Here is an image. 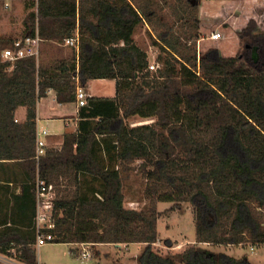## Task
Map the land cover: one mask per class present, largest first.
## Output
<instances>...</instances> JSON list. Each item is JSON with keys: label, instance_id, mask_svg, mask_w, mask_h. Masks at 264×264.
<instances>
[{"label": "trees", "instance_id": "16d2710c", "mask_svg": "<svg viewBox=\"0 0 264 264\" xmlns=\"http://www.w3.org/2000/svg\"><path fill=\"white\" fill-rule=\"evenodd\" d=\"M25 36L66 43L80 35L72 56L1 58L16 40L0 38V255L38 264L37 181L75 189L51 206L52 243L144 244L139 264H255L191 246L177 254L153 250L159 242V203L195 208L197 242L264 245V30L251 19L240 32L244 48L224 58L212 49L180 55L161 37L156 75L133 35L148 16L129 0H31ZM199 41V39H197ZM159 46V45H158ZM115 80L114 98L88 97L78 129L60 148L36 161L38 105L54 90L60 104L75 103L78 84ZM79 80V82H77ZM27 109L17 121L16 111ZM139 116L154 124L131 127ZM140 162L138 168L133 164ZM136 169L150 203L125 207L124 181ZM22 187L18 193V187ZM171 244V241H167ZM15 252V254L13 253Z\"/></svg>", "mask_w": 264, "mask_h": 264}, {"label": "rangeland", "instance_id": "374dc122", "mask_svg": "<svg viewBox=\"0 0 264 264\" xmlns=\"http://www.w3.org/2000/svg\"><path fill=\"white\" fill-rule=\"evenodd\" d=\"M140 3L143 12L151 18L152 33L151 41L155 47L154 58L166 56L162 52L158 39L167 34L166 42L180 55L197 53L198 75L203 71L200 67V58L212 49H217L224 58H236L244 48L240 38V32L247 26L251 19H255L260 28L264 30V7L258 6L249 9L244 0H135ZM31 0H12L11 6L6 7L5 2L0 0V38L6 40H19L24 38L26 31V20L32 9L28 8ZM198 2L197 5L193 3ZM143 27L137 28L136 33H142ZM220 32L222 38L217 41L210 39L213 33ZM155 36V37H154ZM199 39V41L197 40ZM164 42V41H162ZM159 45V46H157ZM140 46L146 51V39H140ZM77 51V50H76ZM74 49L66 43L41 41L40 56L38 61L49 62L56 59L72 56ZM1 58H4L1 53ZM149 60H151L149 58ZM152 60V61H153ZM150 62V61H149ZM160 67V64H159ZM153 72L152 75H156ZM110 83L99 81L93 84V93L96 95L111 94ZM116 94V93H115ZM114 95V94H113ZM76 106L73 103L53 105L51 98L43 100L41 117L74 114ZM27 113V112H26ZM16 119L24 121V110L16 112ZM25 116V115H24ZM66 131L75 132V122ZM131 127L150 125L155 119H144L139 116L127 120ZM41 128L46 123L40 122ZM52 135H62L64 129L50 130ZM62 137H54L50 141L49 148H60ZM140 162L133 164L138 168ZM126 202L128 209L142 210L149 203L146 197L147 181L136 169L128 172L124 181ZM75 197V189L72 186L63 185L54 188L49 200H72ZM43 212L49 214L43 207ZM158 211L161 217L158 221L159 242L154 244L153 250L166 255L177 254L191 246H200L205 250L223 253L237 259L248 257L255 264H264V245H254L251 242L232 244H200L197 242V229L195 223V208L190 203H159ZM262 222H264V211H259ZM167 241H171L168 244ZM144 244H102L98 246L85 247L81 244H63L49 242L43 246H37L38 264H139L138 256L145 249ZM89 251V259L82 258V252ZM15 254V252H13ZM6 259L0 264L20 263L14 255H0Z\"/></svg>", "mask_w": 264, "mask_h": 264}, {"label": "built area", "instance_id": "2783aa9c", "mask_svg": "<svg viewBox=\"0 0 264 264\" xmlns=\"http://www.w3.org/2000/svg\"><path fill=\"white\" fill-rule=\"evenodd\" d=\"M5 2L6 7L11 6L12 0H3ZM36 2L38 0H35ZM79 1V0H78ZM222 38V34L220 32H215L210 37L211 40L217 41ZM42 39L40 37L39 32L37 31L35 36H26L22 39L16 40L14 42V45L12 47H9L2 51V56L4 58L5 62H9L11 66L8 68V71H12L14 68V65L17 61L28 58V57H35L39 59L40 56V43ZM66 45L70 46L77 51L80 49V35L79 33L75 38L67 39ZM145 52V51H144ZM146 53V52H145ZM147 54V53H146ZM148 69L150 72H157L159 69V63L157 60L149 62ZM79 82V80L77 81ZM88 94L85 92V90L78 84L77 87V103L78 107H85L88 102ZM52 133L50 130L42 129L38 130L37 132V141H36V161L39 162L42 156H44L47 152V149L49 148V142L48 138L52 137ZM53 186H47L46 183L40 179L37 181V195H38V216H37V229H38V239H37V246H43L49 242H52L54 240V237L50 233H45L43 230L45 229H53L54 224L51 221V206L56 200H49V196H51V193L53 191ZM58 200V199H57ZM49 209H46V211L51 214L49 217L42 209L43 207H48ZM85 246L86 248L91 246L89 244H81ZM82 258L83 259H89L91 257V254L89 251H83L82 252ZM0 259L5 262L6 259L2 256H0ZM12 264H23V263H15Z\"/></svg>", "mask_w": 264, "mask_h": 264}, {"label": "crops", "instance_id": "0c3cea01", "mask_svg": "<svg viewBox=\"0 0 264 264\" xmlns=\"http://www.w3.org/2000/svg\"><path fill=\"white\" fill-rule=\"evenodd\" d=\"M129 1L133 4V6L139 12L140 11L143 12V10L141 9L140 3L136 2L135 0H129ZM238 1H241V0H238ZM243 3L249 9H252V8H255V7H258V6L264 7V0H244ZM140 26H144L143 27V29H144L143 32L138 34L135 31V33L133 35V39H134V42H135L136 46L139 47L140 49H142L143 51H145L147 53L148 61L151 62L153 59H155L154 58V55H155L154 49H155V47L153 46L152 41H151V33H152L151 28L153 26L152 23H151V18L150 17L145 18L143 20V22L138 26V28ZM142 38H145L146 39V47L149 49L148 51H146L144 48H142L140 46V39H142ZM157 41H158V43L160 45H163L164 46V44L159 39ZM68 47H70V46H68ZM70 48H72V47H70ZM77 52H79V51H77ZM149 58L151 60H149ZM99 81H101L103 83L105 81H108L110 83V85H111V86H109V85L108 86H109V88H110V90H111L112 93L109 94V95L108 94H104L103 92H102L103 95H96V94H94L93 93V84L94 83H98ZM84 90L88 94V96H94V97H99V98H114L116 96L115 93H117V86H116V81L115 80H105V79H103V80H91L88 83L87 88H85ZM49 98H51V101H52L53 105L57 104L58 106H61V104L57 101V94H56V92L54 90L48 91L47 97L41 99L40 102H39V105H38V119H37L38 130H42L41 125H40V122H42V121L44 123H46V126H47V128L46 127H43V129L54 130V128L55 129H61V128H63L64 129V133L62 135H53L52 137H49L48 138V141H50L54 137H62V139H63L62 141H64V136L68 133L66 131L69 129V127L71 126V124H73L72 121L75 122V127H76L75 132L78 129V114H79V109L80 108L78 107L77 98H76V102L73 103L76 106V110H75L74 114L67 115V116L53 115V116H47V117H44L43 118L40 115L42 113L43 100H47ZM22 110H24V115L25 116L23 115V117H24V120H25L26 119V116H27V113H26L27 112V109L26 108H20L16 112H21ZM17 121H19V120L17 119ZM38 130H37V132H38ZM75 132H73V133H75ZM49 147H50V142H49ZM21 190H22V187L19 186L18 187V193H20ZM96 246H98V245H96Z\"/></svg>", "mask_w": 264, "mask_h": 264}, {"label": "water", "instance_id": "95a60500", "mask_svg": "<svg viewBox=\"0 0 264 264\" xmlns=\"http://www.w3.org/2000/svg\"><path fill=\"white\" fill-rule=\"evenodd\" d=\"M194 5H197L198 4V2H196V3H193ZM117 246H120V245H117Z\"/></svg>", "mask_w": 264, "mask_h": 264}]
</instances>
